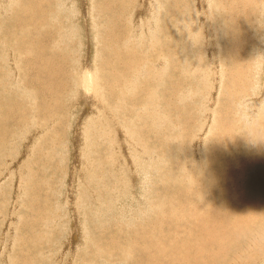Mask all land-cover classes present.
<instances>
[{
    "label": "rangeland",
    "instance_id": "374dc122",
    "mask_svg": "<svg viewBox=\"0 0 264 264\" xmlns=\"http://www.w3.org/2000/svg\"><path fill=\"white\" fill-rule=\"evenodd\" d=\"M1 1L3 3L4 2L7 3L6 2L7 0H5V1L0 0V15H1L0 16V24H2V26L0 25V34L3 33V35L2 34L0 35V59L5 57V59L8 58V61H9V63H7V64H6V61H4L5 65L2 64V70H9L11 65L14 64L13 67H16L19 70V73H21L20 75L22 77L25 76V79L22 80V83L26 87L31 89L32 84L31 85H29V84L31 83V79L33 78L32 79L33 81L40 79V80H42V82H45L44 84H45L46 91L53 90L56 87L57 83H52V84L48 83L47 78L49 77V74L51 71L50 69H52L54 71L53 62L55 60L56 54L51 53L49 55L47 52V47H46L45 43L49 44V42H50L49 38L46 41V37L48 34L45 33V35H46L45 41L43 42V44L40 48V51H42V53L38 54L39 56H35L34 54L33 55L27 54L28 57L26 55H22V53H24L27 49L31 48L32 38H33V36L36 35V33L33 31L34 29H31V27H32L31 24H29L30 26L26 25V22L31 23V21H32V19H29L30 16H28V15H30L29 14L30 12L24 14L23 17L18 15L17 19L21 18L23 20L20 19L19 21H16L17 19L16 18L14 19V17L17 15L15 12L22 5L20 0L19 1L18 0H9L7 3V8H5L4 10L1 9V7L3 6L1 4ZM71 1H73V2H71ZM77 1L78 0H67L66 2H68V4H66V3L63 4V7H65V11H64L63 15L67 16V18L69 17L68 24L70 25L69 27L71 29V30H69V32L71 31L70 32L71 34L77 33V34H75L76 37L74 36V39L72 38V44H73L72 48L74 50V53L81 46V44L79 46L77 45L78 41L82 40V38H80L81 32L78 31V30H80V28L77 27L78 25L80 26V23H77L78 25L76 24V26H75L76 22H74L77 19H78L77 22H79V15L78 16L76 15L74 17V14H75V12H77V14H79V12H78V10H79L82 13L81 16H84L83 15L84 9H78L77 8L78 10H76V7H77L76 2ZM186 1H188V2H186ZM215 1H219V0H215ZM229 1L230 0H225L227 8H229V10L232 12H237L234 9V8H237V6H235V4L233 3L232 5H234L235 7L234 6L232 7L231 4H229ZM236 1L237 0H235V3L237 5H239L240 2L242 3L245 0H241V1L238 0V2H236ZM259 1H262V0L252 1L253 2L252 7L255 8V6H256L255 9H257V8H259V9H258V11H256L257 13L255 12V14H256L255 17L251 16V18H254V19H252V21L251 20L248 21V27L250 25L252 27L250 26V28H248L246 36L240 35V36H237L236 38H234V40L236 42H239V43H237V45H239L241 42H243L246 38V42H245V46H244L245 57L242 56L243 57L242 59L245 61V64H246L245 68H244V69H246V70H244V71H246L245 72V78L246 79L240 78L243 75V73L242 74H240V73L234 74L237 77H239V79H240V84L237 85V83H238L237 82L234 85V86H236V89L237 90H248L249 94H246V95L251 96V97L243 100L241 102L242 105L240 103V107H241V109H243V117H242L241 112L237 109V107H235L231 111V113H232L231 116L235 113L236 114L233 115L234 117L232 116V118H231L230 114L228 113L229 109H231V107L228 106V107H230V108H228L227 106H225L226 95H224V94H226V89L228 88L226 85L231 86L235 81H237V80H234V78L236 76L232 75L233 76L232 80H234L232 83H230L232 81L231 77H230V79H227L228 81L227 80L225 81V77L222 76L223 73H219L220 68L218 67V73L219 74L216 73V75H215L216 77H214L215 79L212 80V78H211L212 82H210L211 80H208V81L205 80V82L206 81L207 82L205 84H203V87L200 90H197V88L195 86H190V84H187V82H184V84H183L184 86L181 85L182 90L179 92L180 95H182V93L183 94L190 93V92L192 93L193 97L187 96L188 94H186V96H184L183 100H182V101H185L186 99H189L188 102H190V103L188 104L189 106L187 105V107L190 108V110L189 111L185 110L184 109L185 104H181V103L180 104L177 103V104H175V106H170L169 110H170L171 114H169V117L166 119L167 121L164 124L163 120H160L158 122V116L157 115L154 116L152 114L153 110L158 112V110H157L158 106L155 107V106H153V104L156 101L161 103V101L164 100L165 95H167L169 93V91H165V84L160 85L159 86L160 88H158V90H157L158 99L154 100V98H152V96H151L150 88H148V86H146L148 79L153 77L155 74H156V76L158 74H161L162 77L160 80L165 82L166 84H168L169 79H174V80L178 79V76L176 74H173L174 69H175V70H177L178 74H180L182 76L189 77L192 82L196 83V82H200V81L203 82L204 81V79H203L204 76H202V75H204L206 72L205 66L207 65V60L209 62H211L210 60L212 57H210V54H208L207 48L203 45L200 47V43H198V40H197L199 38V34H197L198 30H199L198 25H199V23L203 24L202 20L205 24L209 25L211 23V21L215 18V14L217 12H219L218 11L219 10L218 5L215 2H213V0H211V1L210 0H183V2L181 0V3L185 6V9H187V7H186L187 4H188L187 6L192 9L190 13H192V11L194 10L193 12L196 13V15L198 16V21H199V22L197 21V23H195L196 24L195 26L191 27V22L194 20H191L190 18H186L187 21L189 20L188 21L189 23H188L187 27L183 26L184 28L182 30H184L185 32H183L184 35H183L182 39H181V37L178 38V34L181 32V29H177L176 25H175L174 31L172 29V31L166 32V33L164 31H162L163 33L160 31L155 33L158 29L154 28V25L151 24L149 21L151 17L152 18L154 17L153 16L154 14H152V12L155 13L154 6L151 5V4H153L152 0H139L138 3L136 2L134 5L132 3L131 7L128 9L131 16L130 15L128 16L127 10H125L126 11V19L122 20V23H123L122 28H124V29L119 31V32H121V33H119L120 34L119 39H118V37H114L115 43H117L119 45L121 44L119 47L122 50L121 54L123 53V55H121L122 56L121 58L122 59L124 58L122 60L124 62L122 64H118L119 66L117 65L118 68H116L117 69L116 72H118V73L122 72V71H124L125 73L127 72L126 69H122L121 66L123 64L125 65V63L127 61V60L125 61V59H128L131 57V55L128 54L129 52L132 53L131 51L134 50L136 58H137V56L142 55L141 57H138L137 59L145 58L146 57L145 54H147V55L149 54V52H148V51H150V50H148L149 45H147L148 39H149L148 41L151 43V45L155 44L156 49L159 48L157 46H160L162 44L161 38L166 39L168 37L170 39V41H176L177 39L188 40L189 46L187 45V41H183V42L185 45H187L189 47V50H187V52L183 55V52L187 47H182L181 46L182 41H181V44L178 45V47L180 46L181 57L179 56L180 58L177 61L178 62L177 64L180 67H177V68H173L171 62H168L167 64L163 62L162 63L163 66H162L159 64L160 62L155 61V60H148V59L143 60L144 63H142V65H140V67H139L140 61L138 60L136 70H134L132 68V70H133L132 73H126L124 75L123 74L121 75L122 78H126L127 76H130L129 78L131 79V82H133V80H134V79H132L133 77H137L136 80L138 81L137 82L138 86H136L135 88H132V90H131L130 86L131 87H133V86L130 85L129 86L130 89L128 88L129 91L127 92V95L124 93L119 94V97L116 100H118V102H120V104H119V106L116 104L117 106L115 107L116 108L115 110L118 111V112H116V111H112L110 109L106 111V109H105L106 102H108V103L114 102V95H112L111 93H109V94L106 93V90L109 89L108 83L110 84V82H108V81H111V78L109 79L107 73L105 72V70L103 69V67L99 61L101 58H103V61L105 60L106 53H105V50L104 49L101 50L100 46H99L100 42H98V36L97 35L100 33V31L98 30L95 32L94 25H96V23L94 21V18H92V15L94 13L92 11L93 0H85V19H86V17L89 19V21H87V19H86L85 25H88V27H89L88 29H90V32H91L90 38H92V40H94V42L92 41L91 45L94 49L92 48V51L91 52L89 51L91 45L86 42V38H85V44H83L84 46L82 45V47H80V49H81L80 50L81 51L80 57L81 56L82 57L79 58V56H77V55L74 56V57H76V61L73 64L74 65L77 64L76 67H79L80 72H79V76H78V83H75L73 78L70 77V75L68 73V81H67V85H66V89H65V97H64L65 98L64 99L65 105H62L65 108V112H66L65 115H63L64 122L60 123L59 121H56L54 124V127H52V128L50 127V129L49 128L45 129L46 127H44V126H42V128L41 127L35 128L36 125H32L33 130L34 129H37V130H35V132L33 131L34 133L33 132L29 133V135L26 136V140L23 141L24 143L19 142L18 140L16 141L15 139L17 137L23 135V133L25 134L26 132L23 130V133L21 131V133L3 135L4 131H10V129H11L6 117H8V119L10 118L9 121L11 122V118L14 116L12 118V122L10 123L11 126H12V123H14V122H15L14 123L15 125L19 124L20 118H19V114L17 111H20L21 108H23L24 106H26V109L27 108L33 109L32 104L27 99L23 100L24 96H26L25 95L27 92L26 90L25 91L23 90L22 95L19 92V94H20V96H19L20 105L19 104L16 105V104H14V102L12 103L13 100H11V97L13 96V94H11L9 96L7 89H6V94L8 95V99L3 100L2 98H0L3 100V103L5 102L4 103L5 105L10 103L9 105L12 107L14 105L18 106V107H16V109L14 107L13 108L11 107V109L4 110V114L6 113V117L4 116V114H2L3 110L0 111V114H1L0 119H1V117H3V119H5V122H7L3 125L0 123V127H1L0 133L2 135V136L0 135V141H2L4 143L7 142L8 147L10 148V151H8V153L5 152L3 154L6 157H0V159H1L0 165H2V167H3L1 169L2 174H0V191L7 189L5 192L0 193V201H1L0 202V211H1L0 212V264H2V263L3 264H15L17 262L20 264H66V263L67 264H69V263L70 264H90V263L91 264H127L126 262H134V261L138 262V261H136L135 258L126 256L123 253V251H128L129 254H133V252L130 251L131 250L130 247H128L129 243L126 240V239H128L127 235L129 236V242L131 243L130 237L133 236V233L129 234V232L133 231L135 229V226L136 227L140 226V224L136 225L137 224L136 220H137V222L140 221V218H137V217L139 214H141V212L139 213L138 210L144 209L145 211L144 210L143 211L145 213L146 208L148 210V206L151 207L154 204L153 202H151L152 198H150L151 197V195H150L151 187L153 190L156 188L158 189L160 187L161 190H154V192H156L157 194H160L162 189H164L163 187H166L167 185L170 186V184L173 185L175 183V180H179L177 172H178V167H180L181 161L182 162L186 161L187 164H191L194 161L193 166H192V170L197 168L198 166H196V165H198V160H199V158H201L202 153L204 155H206V153H208L210 151V150H208V149H210L209 148L210 142H207L210 140L209 137L214 135V133H217V131L223 132L224 130H226L225 129L226 126L228 127V125H232L233 123H239L240 124L241 123L240 120L241 121L244 120V122L245 121L247 122V123L245 122L246 124H244L242 122L244 125V128L248 127L247 129L245 128L246 130L244 129L245 135L250 134L251 131H249V130H253L255 132V130L259 129V126L257 128L256 124L259 121L260 116L264 112V100H263L264 99L263 98L264 97V95H263V93H264V78H263V76H264V58H263L264 57V43H263L264 42V36L260 37V36H262V34H264V23H263L264 22V10L261 11V8L259 6ZM48 2H50V1H48ZM211 2H212V4H211ZM215 4L217 6H215ZM48 5L51 6L52 2H50ZM56 5L57 4H54L55 7H56ZM72 5L74 7H72V11H71ZM95 5H96V3H95ZM34 6H36V5H33L32 7H34ZM214 6L216 8H214ZM55 7H54V9H55ZM123 7H127V6L123 5ZM152 7H153V9H152ZM157 7H160V6L156 5V10H157ZM56 9H57V7H56ZM148 9H149V11H148ZM196 9H198V10L200 9L201 11L197 13ZM152 10H154V11H152ZM237 10H238V8H237ZM166 11L167 10H165V12H163V14H165ZM150 12H151V15H150ZM181 12H182V10H180V12L177 13V16H179L181 14ZM184 12H186V11L184 10ZM13 13L15 14V16ZM234 15H235V13H234ZM24 16H26V17L24 18ZM205 17H206V19H204ZM26 18H28L29 20ZM49 18H52L51 14H49ZM147 18H149V19H147ZM256 18L258 20H260L261 22H257V20H256V22H254ZM259 18H261V19H259ZM262 19H263V21H262ZM14 20H15V22H14ZM146 20H147V22H146ZM22 22H24V23L20 25V23H22ZM73 22H74V24H73ZM97 22L101 23L100 19ZM132 22L133 23L135 22L134 25H132L133 24ZM173 22H174V19H173ZM253 22H254V24H253ZM145 23H147V24H145ZM148 23H150L152 25V27L155 29L154 32H152V30H154V29L151 26H149ZM255 23H256V26H255ZM12 24H14V25L17 24L16 27L19 29H16V31L13 32ZM136 24H138L137 28H138V33L140 34V36H138L137 35L138 33H136L137 32V28H135ZM259 24H261L260 28H259ZM262 24H263V26H262ZM146 25H148V26H146ZM4 26H6V27H4ZM22 26L25 28H23ZM28 27H30V28H28ZM194 27H195V29H194ZM199 27L204 28L201 25ZM246 27H247V25L245 26V29H246ZM141 28H142V30H141ZM143 28H144V30L148 29L149 31L146 30V32L147 31L148 32L144 33ZM3 29H5V30H3ZM29 29L32 32L30 33V36L28 38L29 40H28L26 38L25 34L29 35V33H28V32H30ZM188 29L194 30L193 31V33L195 32V34H193L194 36H192V34H190V32H189L190 30L188 31ZM205 29H206V27H205ZM205 29H204V31L206 32ZM9 30L11 33L9 32ZM256 30L259 32H257ZM6 31H8V32H6ZM21 31H22V33H20ZM23 31H24V34H23ZM261 31H262V33H261ZM85 32H86V30H85ZM208 32H209V34H208ZM213 32H214L213 30L207 31V35H208L207 36V43H208V38H210V34L211 33L213 34ZM141 33H144V34H141ZM16 34L17 35L19 34V35L17 36ZM150 34H153V35H150ZM189 34L191 36H189ZM131 35H132V37H131ZM134 35H136L137 37ZM149 35H150V37H149ZM3 36H4V38L5 37L6 38L5 39L2 38ZM233 36H234V33H232V34L228 33L227 38L226 37L224 38V39L228 40L226 42V44H229L230 49L235 46L234 44H232V41L234 42V40L232 38ZM235 36H236V34H235ZM139 37H141V38H139ZM188 37H190V38H188ZM192 37H196V39L192 38ZM132 38H133V40H132ZM134 38H136V39L138 38L137 41ZM22 39H23V42L21 41ZM242 39H243V41H242ZM253 39H254V41H253ZM6 40H9L10 42L6 41ZM76 40H77V42H76ZM189 40L191 41V43H189L190 42ZM15 41H16V43H15ZM128 41H129V43H127ZM3 42H5L4 44L9 43L8 44L9 46L8 47L5 46L3 44ZM24 42H25V46L22 45ZM152 42L153 43L155 42V43L153 44ZM259 42H260V44H259ZM74 43H76V44H74ZM94 43H95V45L96 44L97 45L95 46ZM87 44H88V46H87ZM133 45H134V47H133ZM213 45H215V42L213 44L211 41H209V43H208L209 49L212 50L213 52L215 51V53H216L217 52L216 51L217 46L215 47ZM86 46H87V49H86ZM163 46H164V44L162 45V47L159 48V49L163 48L160 51L162 54L171 52L172 56L178 55L175 46H170V48L172 50H169L167 47H165V49H164ZM256 46H257V48L254 49ZM9 47H10V49H6ZM124 47H125V49H124ZM128 47H131L130 51L127 49ZM190 47H192V48H190ZM198 47H200L201 49ZM204 47H205V50H204ZM252 47H253V49H252ZM199 49H200V51H199ZM197 50L199 52H197ZM259 50L261 51V57L258 55ZM15 51H17L16 53H18L19 55L16 54ZM61 51H62V49H61ZM201 51L203 52V54L200 53ZM1 52L4 55L1 54ZM8 52H9L8 56L10 55L11 57L5 56V54ZM11 52L13 54H11ZM66 52L70 57L73 55V52H71L70 50H67ZM213 52H211V56L216 55ZM59 53L60 52H58V54ZM132 54H134V53H132ZM229 54H230V52H229ZM17 55L20 56L21 58L18 57ZM197 55L198 56L200 55L199 57H201L200 62H202V65H200V67L198 66L199 65L198 64L199 57ZM203 55L205 58L202 57ZM253 55L260 62V66L254 67L251 63H248L246 61L249 59V57H252ZM126 56H128V57H126ZM196 56H197V58H196ZM216 56L215 57L218 59L219 55L217 54ZM33 57H34V59H33ZM59 57H60V55H58L57 59L60 60L61 57L60 58ZM194 57H195V59H194ZM247 57H248V59H247ZM35 58L38 60H36ZM208 58H210V59H208ZM216 58H215V60H216ZM31 59L33 60L32 62L30 61ZM43 59H45L47 62ZM48 60H50V61L48 62ZM27 61H30L31 63L27 62ZM203 61L205 63H203ZM42 62H43V66H42ZM148 62H150V64H148ZM154 63L159 68L156 67V65ZM98 64H100V66ZM193 64L194 65L198 64V65L193 66ZM34 65H35V67H34ZM151 65L153 68H154V66L156 67L157 72L155 74L147 73V72H152L153 68L151 67ZM40 66H41V68H40ZM141 66H142V68H141ZM219 66L221 67V63ZM37 67H38V69H37ZM163 67L165 68L164 69L165 72L164 71L162 72ZM68 68H67V70L69 71L70 69H68ZM192 68L193 69L198 68V70L196 69L197 70L196 71V70H193ZM200 68H201V71L199 70ZM249 69H251V70H249ZM166 70H168V71L166 72ZM159 71H161V72H159ZM202 71H205V72H202ZM38 73H40V74H38ZM140 73H141V75H140ZM162 73H164L165 79H164V76L162 75ZM148 74H149V76H148ZM152 74H153V76H152ZM39 75H41V76H39ZM55 75H57V74L54 71V76ZM199 75H201L202 77L199 78ZM45 76H47V77H45ZM220 76H222V81H219ZM100 78H101V80H100ZM245 81H248V82H245ZM36 83L39 85L40 82L37 81ZM217 83H219L220 85ZM121 86L122 85L115 87L116 92L120 91L121 89L123 90V86L122 87ZM181 86H180V88H181ZM9 87H10V85H9ZM119 88H120V90H119ZM188 89H190V90H188ZM60 90H61V88L59 87V91ZM228 90H229V88H228ZM2 92L3 91L0 90V97H1V94H3ZM11 92L14 93V91H11ZM16 93H14V94H16ZM203 93L205 94V96ZM19 94H17V95H19ZM47 94H49V92H47ZM86 94H88V95H86ZM195 95H196V97H195ZM261 97H262V99H261ZM232 98L236 99V97H232ZM250 98H251V100H250ZM21 100H23V102ZM254 100L255 101L258 100V101L255 102ZM81 101L83 103H81ZM89 101H90V103H89ZM78 102H79V104H78ZM33 103H36L35 104L36 106H34V107L38 108V104H40V103L36 102V101H34ZM62 103H63V101H62ZM147 103H149V104H147ZM235 103L239 104V102H235ZM86 104H88V105H86ZM127 104H129V105H127ZM132 104H134L133 107H132ZM86 106H90V107L87 108ZM38 109H40V110L44 109L43 111L45 112L47 107L44 105H40ZM180 109H182V111ZM258 109H259V111H258ZM8 111H10V113H8ZM11 111L14 114L11 113ZM36 111H37V114L42 113V111H41V113H39L40 112L39 110H36ZM79 111L82 113H80ZM108 111H110V113ZM138 111H139V113H138ZM183 111H185V112H183ZM221 111L222 112L224 111L223 115H222L223 120L220 119V116H217V114H219V112H221ZM114 112H116L115 115H114ZM28 113H30V112H28ZM106 113L110 117H108L106 115ZM224 113H226L227 115ZM239 113L241 116L239 115ZM112 114H113V116H112ZM32 115H34V114L32 113ZM32 115L29 117L30 121L33 119ZM150 115L152 117H150ZM114 116L117 117L119 120L117 118H115V119H117V120H115ZM236 116H240L241 118L238 119V117H236ZM256 116H257V119L255 118ZM33 117H36V116H33ZM102 117H104L107 120L104 126H103L104 121H102V119H103ZM148 117L150 118V120ZM183 117H185V118H183ZM100 118H101V120H100ZM111 118H113L114 120H112ZM229 118H230V122H229L230 124L227 122V121H229L228 120ZM232 119H235V120L237 119V120L233 121ZM101 121H102V124H101ZM231 121H232V124H231ZM46 122H49V120H47ZM90 122H92V123H90ZM112 122H113V124H111ZM221 122H223V123H221ZM242 123L240 124L241 126H242ZM96 124H98V125H96ZM106 124H109V125L107 126ZM116 124H118V125H116ZM153 124H156L157 127L159 128V129L157 128L158 130H160V131H158L159 133L157 131L151 133L150 129L153 128L152 127ZM113 125H115V127ZM68 126H69V129L71 131H69ZM98 126H100L102 128L99 127V130L98 129L96 130L95 128H98ZM109 126L110 127L113 126V127L110 128ZM163 126H167L168 130L165 131L164 129H162L161 127H163ZM55 127H56V141H54L52 143V141L50 139V143H49V141L47 143V146L49 148H46V146L42 145L40 142L46 143L47 142L46 140L48 139L47 137H53L55 135V133H54ZM218 127H219V129H217ZM65 128H66V130H64ZM73 128H75V129H73ZM83 128H85L84 129L85 131L83 130ZM137 128H138V130H137ZM148 128H150V129H148ZM39 129H43L42 131L44 133ZM107 129L108 130L111 129V130L108 132ZM169 129H171V130H169ZM67 130H68V132H67ZM72 130H73V132H72ZM241 130H242V128H241ZM96 131H97V135H96ZM133 131L137 132L140 135L142 134L143 135L142 138L137 137V135ZM148 131H149V133H148ZM246 131H248V133ZM36 132H37V134H36ZM113 132L116 133L115 136H113L115 134V133L113 134ZM127 132L131 133L134 141L132 140L131 136L130 137L128 136L130 134H127ZM132 132H133V134H132ZM144 133H145V135H144ZM110 134H112V139L114 140V142H115V140L118 139V141L115 142L117 145L115 148L110 147L111 146L110 144L113 143L112 139H111V143H110L109 142L110 138L107 137ZM117 134H118V136H117ZM158 134H162L163 137L166 138L165 145H170L169 151L166 152V154L163 157L159 154V152H157V151H159V149L153 147V144H148L147 148L143 147V145L145 143L144 140L149 135H153L152 138L157 140L156 137L158 136ZM146 135H148V136H146ZM133 136L134 137L136 136L135 137L136 139ZM154 136H156V137H154ZM1 137L3 139H1ZM37 137H38V139H37ZM24 138H25V136H24ZM71 138L73 140H70ZM118 142H119V144H117ZM141 142H143V143L141 144ZM98 143H99V146H98ZM38 144H41V145H38ZM140 146H142V147H140ZM117 147H119V151H117L118 150ZM136 147L140 148L139 149L140 151ZM193 147H194V149H193ZM112 149H114L113 150L114 152L112 151ZM145 150L147 152H145ZM40 151H42V152H40ZM102 151H104V152H102ZM109 151L111 154L109 153ZM144 153H146V154H144ZM22 154H24V156ZM99 155H101V156H99ZM112 155H114V156H112ZM103 156H104V158H103ZM110 156H112V157H110ZM118 156H121V158ZM147 156H148V158H147ZM24 157H25V159H24ZM98 157H99V159H98ZM109 157L111 159L112 158L115 159V160L112 159V163L117 162V165L119 164L120 167H118L116 165L117 167L114 166V168H113L112 167L113 164L111 163ZM149 157L151 159H149ZM5 158H6V160H8V162H5ZM106 158L108 159V161ZM118 158H120L119 160H122L123 162L122 161L119 162V160H116ZM95 159H96V161H95ZM27 160H29V161H27ZM39 160H43L44 162L40 163ZM30 161L31 162L38 161V162H36V163L33 162L34 163L33 164ZM176 161H177V163H176ZM196 161H197V163L195 164ZM155 163L159 164V167L163 171L162 173L157 172L158 166H157V164L155 165ZM172 163L175 164L176 166L172 165ZM29 164H31L33 166H31ZM101 164H103V165H101ZM40 165H42V166H40ZM52 165H54V166H52ZM103 166H106V169ZM43 167L47 168L44 171V172H46V174L42 170ZM188 167L190 168V165H188ZM31 168H32V171L34 169H41L42 171L36 170L35 174L37 175V173L41 172V177H44L46 179L45 181H47L48 178L52 179V184H51L50 188L48 189V195H47L46 199L44 197V200H43V198H41V200L43 201V205H44L43 207H45V208L47 206L46 204H48V202H49L50 205H48V206L51 207V209H53V216H54V218L50 220L51 225H49V227H47V229L45 230L46 233L45 232L43 233L44 237L42 239H45V241L42 242V239H41L40 241L35 242V243L31 242L30 238H31V236L42 234L41 231L38 232L37 230H34L31 232L28 229L27 221L30 220L29 216H28L27 221H25L24 219H21L22 218L21 212H22L23 208L25 207V205L28 204L30 184L33 180L30 178V176L33 175ZM115 168H118V169H115ZM98 169H100L101 171ZM103 169H105V171ZM175 171L177 174L175 173ZM102 172L104 175L102 174ZM108 172L111 173L112 175L109 174ZM12 175H14V176H12ZM116 175L118 176L117 178L119 179L118 182L115 181ZM22 176H24L26 178V182H27L25 185V188H24L25 190L23 191L26 193V195L24 196V193L21 192L20 194L22 195V197H21V199H19V197H17L18 196L17 194H19L20 189L22 188V184H21V180H20V178ZM114 176H115V179H114ZM158 176H160V177H158ZM107 179H108L109 183H107L108 182ZM166 180L167 181L174 180V181L168 182V184H167ZM101 181L103 183H101ZM163 182H165V183L163 184ZM100 183H101V185H100ZM110 183H113V184L117 183V184L116 185L111 184L113 186V188H112ZM64 184H65V186H64ZM106 184L107 185L109 184L108 186L110 187V189ZM162 184H163V187H162ZM165 184H167V185H165ZM144 186L146 189L144 188L143 189L144 192H143L141 188H143ZM88 187H89V189H88ZM103 188L106 190H104ZM9 189L12 190L13 192L12 191L10 192ZM99 189H102V190H99ZM21 191H22V189H21ZM100 191H101V193H100ZM107 191H110V192H107ZM149 195H150V197H149ZM70 196H72V197H70ZM64 197H65V200L63 199ZM15 198L17 199V201ZM136 198H138L139 201ZM143 198L145 199L146 202L144 201V203L142 205V202L144 200ZM149 198H150V201H149ZM47 199L50 201H47ZM20 200H21V202H20ZM33 200H35V197H33ZM135 200H136V202H134ZM19 202L22 204H20ZM25 202H27V203H25ZM148 204H150V205H148ZM18 205H21V206L18 207ZM41 205H42V203H41ZM154 205H158V204H154ZM16 207H17V209H16ZM125 207H126V209H125ZM134 208H135V210H134ZM145 214H144V216L142 215L143 217H145L142 219L148 218V214H149L148 211ZM128 216L130 217V219H128L129 218ZM17 217H19V218L17 219ZM124 217H126V218H124ZM159 217H163V216L161 215ZM154 219L156 220V217H154ZM154 219H153L152 223L155 222ZM117 220L119 221V223ZM20 222L21 223L23 222V224H25V225L19 224ZM120 224L123 227H121ZM78 225H79V227H78ZM53 229H55V230H53ZM118 229H121L120 231H118L119 233L116 232V230H118ZM260 230L264 231V221H262L260 224ZM33 232H34V234H32ZM110 232H113V233L116 232V235H120V237L116 236V235H111ZM47 233H48V237L46 236ZM152 233H155V230H153ZM152 233H151V231H148L147 235H149V237H150ZM24 235H26V236H24ZM147 235L146 236L140 235L141 237H139V239L137 240L138 242L136 241L134 243L133 247L137 250L143 249L142 247L138 248V246H142V243L144 244L145 240L147 239ZM142 236L144 238H142ZM52 237L58 238V241H55V240L47 241V240H50ZM26 238H27V240H26ZM78 238L81 240H79ZM99 239H101V241ZM105 239H106L107 243H105L106 242ZM110 240H112V241H110ZM139 240H141L142 242ZM74 242H76V243H74ZM115 242H116V245L114 244ZM118 242H119V244H118ZM32 243L34 246L32 245ZM121 243H122V246H121ZM246 243H247V241H246ZM29 244H31V245H29ZM36 244H38V245H36ZM49 244H51V247H49L50 250H47V253H46L47 255H46L45 249H47ZM106 244H111V245L114 244L113 246H118L119 249L118 248L115 249L111 245H106ZM243 244H244V242H243ZM247 244H245V245L247 246ZM43 245H44V247H43ZM52 245L57 246V248L52 250ZM28 246L30 249L28 248ZM237 246L243 247L240 244H237ZM262 247L264 249V245ZM237 249H238V247L236 248L235 252L237 254L241 255V251L239 252ZM82 250H83V252H81ZM227 251H228V248H227ZM227 251H226V254L228 255L227 258H229L232 261H235L234 259L236 257H233L232 253H234V256L236 255V253L233 251H229V253L231 252L229 254V253H227ZM260 251H258V253L255 256H254V254L251 253L250 256L252 257V260L249 261L250 263L247 262V264H254L255 261H256L255 263L258 262L259 264H261V263L264 264V250L259 255ZM112 252L114 253V255ZM34 253H36L35 256H34ZM49 253H50V256H48ZM80 253H82V254H80ZM96 253H98V255H96ZM115 253H116V255H115ZM40 254L43 255V257ZM85 254H87V259H86ZM46 256L48 258H46ZM134 257H135V255H134ZM5 258H7V260H5ZM11 260L12 261L14 260L13 261L14 263ZM84 261H85V263H84ZM215 264H217V262Z\"/></svg>",
    "mask_w": 264,
    "mask_h": 264
},
{
    "label": "bare ground",
    "instance_id": "6f19581e",
    "mask_svg": "<svg viewBox=\"0 0 264 264\" xmlns=\"http://www.w3.org/2000/svg\"><path fill=\"white\" fill-rule=\"evenodd\" d=\"M8 1L9 0H7L6 2L8 3ZM31 1L32 0H30V1L29 0H20V2L22 3V5L20 7L21 9L18 8L16 10V12L14 11L17 14L16 16L13 13L14 16H15L14 19L15 18L17 19L18 18V15H20L21 17H23L24 14L30 12L29 13L30 15H28V14L27 15L30 16V18L29 17L28 18L29 19H32V21H31V23L26 22V25L27 26H30L29 24H31V26H32L31 29H34L33 31L36 33V35L34 34L35 36H33V38H32L31 48L27 49L24 53H22V55H26L27 56V54H32V55L34 54L35 56H39L38 54H41L42 53V51H40V48H41L43 42L45 41V37H46L45 33L48 34L47 37H46V41L49 38L50 42H49V44L48 43L47 44L45 43V45L47 47V52H48L49 55L51 53L52 54H56L55 60L53 62V68H54V71L56 72L57 75L54 76V71L52 69H50L51 71H50L49 77L47 78V82L48 83H51V84L52 83H57V85H56V87L53 90L46 91L45 84H44L45 82H42V80H40V79H38L36 81H33L32 80L33 78H32L31 79V83L29 84V85L32 84L31 85L32 87H31V89H29L28 87H26L22 83V80L25 79V76L22 77L20 75L21 73H19V70L16 67H13L14 64L11 65V67H10L9 70H2V64L5 65L4 61H6V64L9 63V61H8V58L5 59V57H3L2 59H0V90L3 91L2 92L3 94H1V97L0 98H2L3 100L4 99H6V100L8 99V95L6 94V89H7V92L9 93V96L11 94H13V96L11 97V100H13L12 103L14 102V104H16V105L19 104L20 105V101H19L20 94H19V92L22 95L23 90L24 91L26 90L27 91L26 94H25L26 96L23 95L24 96L23 100H26L27 99L32 104V108H33V109H29V108L26 109V106H24L23 108H21L20 111H17L18 114H19L20 123L15 125L14 124L15 122H14V123H12V126H11L10 123L12 122V118L14 116L11 118V122H10L9 121L10 118L8 119V117H6V113L4 114V110L11 109L12 106L9 105L10 103L7 104V105H5L4 104L5 102L3 103V100L0 99V111L3 110L2 111V114H4V116L6 117L8 123H9V126L11 128L10 131H4V134L3 135L14 134V133H21V131L23 133V130H24L26 133L25 134L23 133V135H21V136H19V137H17L15 139L16 141L18 140L19 142H23L24 140H26V136L29 135V133H31L33 131L35 132V130H37V129H34L33 130L32 125H36L35 128H40V127L42 128V126H44V127H46L45 129H47V128L50 129V127L51 128L54 127V124H55L56 121H59L60 123H63L64 122L63 115H65L66 112H65V108L62 105H65L64 104V99H65L64 97H65V89H66V85H67V81H68V73H69L70 77L73 78L74 82L75 83H78V76H79V72H80L79 67H76L77 64L76 65L73 64L76 61V57H74V56L77 55V56H79V58L82 57V56L80 57V55H81L80 54V52H81L80 51L81 50L80 47H82V45L85 44V38H86V42L88 44H90V45H91L92 41L94 42V40H92V38H90L91 37V32H90V29H88L89 28L88 25H85L86 19H87V21H89V19L87 17L85 19V0H78L76 2V4H77L76 10H78V9H84V14H83L84 16H81L82 13L79 10H78L79 14H77V12H75V14H74V17L76 15L77 16L79 15V22H77L78 19L75 20L74 22H76L75 23V26H76L77 23H80V26L77 24L78 25L77 27L80 28V30H78V31L81 32L80 38H82V40H81L82 42L81 41H78V43H77L78 46L80 44H81V46L75 51V53H74V50L72 48L73 47L72 38L74 39V36L76 37L75 34H77V33L71 34L70 33L71 31L69 32V30H71L70 27H69L70 25L68 24L69 17L67 18V16H64L63 15V13L65 11V7H63V4L64 3L68 4V2H66L67 0H33L32 2ZM48 1L52 2V5L51 6L48 5L50 3ZM138 1L139 0H93V5H92L93 6V9H92V11L94 13L92 15V18H94V21L96 23V25H94L95 32L98 31V30L100 31V33L97 35L98 36V42H100V45L99 44L98 45L100 46V49L101 50L104 49L105 50V53H106L105 60L103 61V58H101L99 61H100V64L102 65L103 69L107 73L109 79L111 78V81H108V82H110V84L107 82L109 89L106 90V93H108V94L111 93L112 95H114V102L113 103L106 102V106H105L106 111L110 109L112 111L118 112L117 110H115L116 109L115 107L117 105L119 106V104H120V102H118V100H116L119 97V94L120 93H124V94L127 95V92L129 91L130 88L132 90V88H135L136 86H138V84H137L138 81L136 80L137 77H133L132 78V79H134L133 82H131V79L129 78L130 76H127L126 78H122L121 77L122 74L124 75L126 73H132L133 72L132 68L134 70H136L137 69L138 60L140 61L139 67H140V65H142V63H144L143 60H145V59L158 61V62H160L159 64L162 65V66H163V64H162L163 62L166 63V64L168 62H171L173 68L180 67L177 64L178 63L177 62L178 59L181 57V55H180V46L178 47V45L181 44V41H182V45L181 46L182 47H187L184 50L183 55L187 52V50H189L188 40H181L183 38V35H184L183 32H185L184 30H182L184 28L183 26H186L187 27L188 26V23H189L188 22L189 20L187 21L186 18H190L191 20H194L195 21V22L192 21L194 24L191 22V27L192 26H195L196 25L195 23H197V21H198V16L196 15L195 12H193L194 10L192 11L193 14L190 13L192 9L187 6L188 4L187 5L185 4L186 7H187V9H185V6L181 3V0H152V3L153 4H151V5L154 6L155 13L152 12L154 10L151 11L152 14H154L153 15L154 17L153 18L152 17L151 18L149 17L150 18L149 21H150L151 24L154 25V28H157L158 29V30L156 29L157 31L155 33L159 32V31L160 32L164 31L166 33V32L172 31V29L174 31L175 25H176L177 29H181V32L178 34V38L181 37V39H177L176 41H170V39L168 37L166 39H162L161 38L162 44L161 45L159 44L160 46H157V47L160 48L164 44V46H163L164 49H165V47H167L169 50H172L170 48V46H175L178 55L177 56H172L171 52H169V51H168L169 53L162 54L160 51L163 48H161V49L157 48L156 49L155 44H154L155 42L154 43L152 42L154 45H151V43L148 41L149 40L148 39L147 40V45H149L148 46V50H150V51H148L149 54L148 55L145 54L146 55V57L144 56L145 58L137 59L138 57H141L142 55L141 56L139 55L136 58V55H135V51L134 50L131 51L134 54H132V53L129 52L128 54H130L131 57L128 58V59H125V61L127 60L126 63H125V65L123 64L121 66L122 69H126L127 72L125 73L124 71L121 70L122 72H119L118 73V72H116V70H117L116 68H118L117 65L118 64H122L124 62V61H122L124 58L123 59L121 58L122 57L121 55H123V53L121 54V51L122 50L119 48L121 44L119 45V44L115 43L114 37H118V39H119V36H120L119 33H121L119 31L122 30V29H124V28H122V26H123L122 20L123 19H126V11L125 10H127V13H128V16H129L130 15V12H129L128 9L131 7L132 3L134 5L136 2L138 3ZM252 1H254V0H245L244 2H242V3L240 2L239 5H237L235 3V0L234 1L233 0H230L229 1V4H231V6L233 7L234 5H232V4L234 3L235 6H237V8H238V10H237V8H234L237 12H232V11L229 10V8H227L225 0H219V1L213 0V2H215L218 5V9H219L218 11L219 12H217L215 14V18L211 21V23L209 25L208 24H205L203 22V20H202V23L203 24L199 23V25H198V29L199 30H198V33H197V34H199V38L197 39L198 40V43H200V47L202 45L205 46L207 48L208 54H210V57H212L211 60H210L211 62H209L207 60V65L205 66L206 72L205 71H202V72H205V74L202 75V76H204L203 77V79H204L203 82L204 83L202 81L196 82V83L195 82H192L189 77L182 76V75L178 74L177 73V70L174 69V73L173 74H176L178 76V79L177 80L176 79L175 80L174 79H169L168 84H166L165 82H163V81L160 80L161 77H162L161 74H158L157 76L155 74L157 72L156 71V67H158V66L154 63L156 65V67L154 66V68H153L152 65H151V67L153 68L152 69V72H147V73H153L155 75L153 76V74H152L153 77H151V78L148 77L149 79H148V82H147L146 86H148V88H150L152 98H154V100L155 99H158V97H157V90H158V88H160L159 86L162 85V84H165V91H169V93L167 95H165L164 100H162L161 103H159L158 101H156L153 104V106H155V107L158 106V109L156 108L158 110V112H156L155 110H153V113H152L154 116L155 115L158 116V122L160 120H163L164 121V124H165L166 121H167L166 119L169 117V114H171V112L169 110L170 109L169 107L170 106H175V104H177V103H179V104L180 103L181 104H185V106L183 105L184 106V109L187 110V111L190 110V108L187 107V105L190 103V102H188L189 99H186L185 101H182V100H183V97L186 96V94H188L187 96H192V93L191 92L190 93H186V94H183L182 93V95L179 94V92L182 90V86L181 85H183L184 82H187V84H190V86H195L197 88V90H200V89H202L203 84H205L208 80H211V78H212V80L215 79L214 77H216L215 76L216 73L217 74L223 73L222 76L225 77V81L227 79H230V77H231V80H232V78H233L232 75H234L235 73H240V74L243 73V75L240 78L241 79H244L245 78V72L246 71H244V70H246V69H244V68H245V65L246 64H245V61L242 59L243 58L242 56L245 57V49H244V46H245L246 38H245L244 41L242 39L243 42H241L239 45H237V43H239V42H236L234 40V38H236L237 36H240V35L246 36L247 30L251 26L250 25L248 27V21H250V20L252 21V19H254V18H251V16L255 17V15H256L255 12L258 11V9H259V8L255 9L256 6H255V8L252 7V3H253ZM71 2H73V1H71ZM182 2H183V0H182ZM186 2H188V1H186ZM236 2H238V0ZM7 3H5V2L3 3L1 1V4L3 5L1 7L2 10H4L5 8H7ZM95 3H96V5H95ZM54 4H57L56 5L57 9L54 6ZM211 4H212V2H211ZM216 4H215V6H217ZM33 5H36V6L32 7ZM123 5H126L127 7H123ZM156 5H159L160 6V7H157V10H156ZM215 6H214V8H216ZM259 6L261 8V11H263L264 10V0L259 1ZM54 7H55V9H54ZM72 7H74V6L73 5L71 6V11H72ZM152 9H153V7H152ZM165 10H167V11H166L165 14H163V12H165ZM180 10H182V12H181V14L179 16H177V13H179ZM184 10L186 12H184ZM196 10H197V13L201 11L200 9L199 10L196 9ZM148 11H149V9H148ZM151 12H150V15H151ZM234 13H235V15H234ZM49 14L52 15V18H49ZM25 17L26 16H24V18ZM28 18H26V19H28ZM149 18H147V19H149ZM20 19L21 18L17 19L16 21H19ZM99 19H100V22L101 23H98L97 22ZM173 19H174V22H173ZM204 19H206V17ZM259 19H261V18H259ZM21 20H23V19H21ZM256 20H257V22H261L257 18L255 19L254 22H256ZM262 21H263V19H262ZM14 22H15V20H14ZM74 22H73V24H74ZM146 22H147V20H146ZM254 22H253V24H254ZM23 23L24 22L20 23V25L23 24ZM134 23L132 25H134ZM150 23H148V25L152 27V25ZM145 24H147V23H145ZM0 25L2 26V24H0ZM137 25L138 24H136V27L135 26L134 27L137 28ZM148 25H146V26H148ZM200 25L203 26L204 28L199 27ZM246 25H247V27L245 29V26ZM260 25L261 24H259V28H260ZM16 26H17V24L16 25L12 24L13 32H15L16 29H19ZM255 26H256V23H255ZM262 26H263V24H262ZM4 27H6V26H4ZM205 27H206V29H205ZM23 28H25V27H23ZM28 28H30V27H28ZM194 29H195V27H194ZM204 29L206 30V32L204 31ZM3 30H5V29H3ZM85 30H86V32H85ZM141 30H142V28H141ZM146 30H148V29H146ZM146 30H144V28H143V32L144 33L146 32ZM189 30L190 29H188V31ZM208 30H211V31L213 30L215 32V33L213 32V34L212 33L210 34V38H208V43H209V41H211L213 44L215 42V45H213V46H215V47L217 46V50H216L217 52L216 53H215V51L213 52L212 50L209 49V46H208V43H207V36H208L207 35V31ZM154 31H155V29L152 30V32H154ZM193 31H194L193 29H191L189 31L190 34H192V36H194L193 34H195V32L193 33ZM6 32H8V31H6ZM9 32H10V30H9ZM31 32L32 31L30 30V32H28L29 35L25 34L27 39L29 38ZM257 32H259V31H257ZM20 33H22V31ZM136 33H138V28H137V32ZM144 33H141V34H144ZM228 33H231V34L234 33V36L232 37L233 40H234V42L232 41V44H234L236 47L233 45L234 47H232L231 49H230L229 44H226V42L228 40L227 39H224L225 37L227 38ZM261 33H262V31H261ZM1 34L3 35V33H1ZM23 34H24V31H23ZM190 34H189V36H191ZM208 34H209V32H208ZM235 34H236V36H235ZM137 35L140 36L139 33ZM150 35H153V34H150ZM150 35H149V37H150ZM134 36H136V35H134ZM263 36H264V34H262V36H260V37H263ZM131 37H132V35H131ZM196 37H192V38H195L196 39ZM2 38H4V36ZM139 38H141V37H139ZM188 38H190V37H188ZM134 39H136V38H134ZM137 39H136V41H137ZM132 40H133V38H132ZM6 41H9V40H6ZM21 41L23 42V39ZM183 41H187V45L188 46L185 45ZM253 41H254V39H253ZM76 42H77V40H76ZM4 43L5 42H3V44ZM15 43H16V41H15ZM127 43H129V41ZM189 43H191V41ZM8 44L9 43H6L4 45L8 47L9 46ZM74 44H76V43H74ZM88 44H87V46H88ZM259 44H260V42H259ZM22 45L25 46V42ZM94 45H95V43H94ZM87 46H86V49H87ZM133 47H134V45H133ZM200 47H198V48H200ZM205 47H204V50H205ZM92 48L93 47L91 45L90 46V50H89L90 52L92 51ZM190 48H192V47H190ZM256 48H257V46L254 49H256ZM6 49H10V47L9 48H6ZM61 49H62V51H61ZM124 49H125V47H124ZM127 49L130 51L131 50V47H128ZM200 49H199V51H200ZM252 49H253V47H252ZM67 50H70L71 52H73V55L71 57L67 54V52H66ZM199 51L197 50V52H199ZM12 52H11V54H13ZM16 52L17 51H15V53ZM58 52H60V53L58 54ZM211 52L215 53L216 55L218 54L219 55L218 59L216 58L217 57L216 55H215L216 57L213 56V55L211 56ZM229 52H230V54H229ZM200 53L203 54L202 51ZM1 54H3V53L1 52ZM8 54H9V52L6 53L5 56H8ZM16 54H18V53H16ZM58 55H60V57H61V58L59 57L60 60L57 59L58 58ZM258 55L261 57V51L260 50L258 51ZM197 56H196V58H197ZM18 57H20V56H18ZM34 57H33V59H34ZM126 57H128V56H126ZM202 57H204V55ZM214 57L216 58V60H215ZM200 58L201 57H199V60H198V64L199 65L198 64H196V65L193 64V66H197L198 65L200 67V65H202V62H200ZM194 59H195V57H194ZM208 59H210V58H208ZM247 59H248V57H247ZM36 60H38V59H36ZM43 60H45V59H43ZM30 61L32 62L33 60L31 59ZM30 61H27V62H30ZM49 61L50 60H48V62ZM246 61L248 63H251L254 67L255 66H260V62L254 57V55L252 57H249V59L246 60ZM203 63H205V62L203 61ZM220 63H221V67L219 66ZM100 64H98V65L100 66ZM148 64H150V62H148ZM42 66H43V62H42ZM34 67H35V65H34ZM164 67L162 69V72L166 68V67L165 68ZM218 67L220 68V72L219 73H218ZM40 68H41V66H40ZM67 68L70 69V70L68 71ZM141 68H142V66H141ZM201 68L199 69L200 71H201ZM37 69H38V67H37ZM196 69L198 70V68H196ZM196 69H193V70H196ZM249 70H251V69H249ZM167 71L168 70H166V72ZM159 72H161V71H159ZM38 74H40V73H38ZM140 75H141V73H140ZM162 75L164 76V73H162ZM39 76H41V75H39ZM148 76H149V74H148ZM202 76L199 75V78H201ZM222 76H220V78H219L220 80L219 81H222ZM234 76H236V75H234ZM45 77H47V76H45ZM263 78H264V76H263ZM164 79H165V76H164ZM100 80H101V78H100ZM205 80H207V81L205 82ZM212 80L210 82H212ZM234 80H237V81H235L231 86L226 85L229 88V90L226 87L227 88L226 89V94H224V95H226V98H225V106H227V107L230 106L231 107V109H229V112H228L230 114V116L232 114L231 111L233 110V108L237 107V109L241 112L242 117H243V109H241L240 103L243 100H245V99H247V98H249L251 96L246 95V94H249L248 90H237L236 89V86H234L235 83H237V82H238L237 85L240 84L239 77L236 76L234 78ZM234 80H232L230 83H232ZM37 81L40 82L39 85L36 83ZM245 82H248V81H245ZM217 84H219V83H217ZM9 85H10V87H9ZM120 85L123 86V90L122 89L120 90V88H119L120 91L116 92L115 87L120 86ZM130 85H132L133 87H131ZM129 86H130V88H129ZM180 86H181V88H180ZM59 87L61 88L60 91H59ZM190 89H188V90H190ZM11 91H14V93H16V92L17 93L14 94ZM47 92H49V94H47ZM17 94H19V95H17ZM86 95H88V94H86ZM263 95H264V93H263ZM204 96H205V94H204ZM195 97H196V95H195ZM232 97H236V99H233ZM261 99H262V97H261ZM23 100H21V101L23 102ZM61 100L63 101V103H62ZM250 100H251V98H250ZM34 101L40 103V104H38V108H39L40 105L46 106L47 107L46 111L45 112L43 111L45 108L40 110V109L34 107V106H36L35 105L36 103H33ZM257 101H255V102H257ZM235 102H239V104L238 103H235ZM81 103H83V102L81 101ZM89 103H90V101H89ZM78 104H79V102H78ZM147 104H149V103H147ZM86 105H88V104H86ZM127 105H129V104H127ZM241 105H242V103H241ZM133 106H134V104H132V107ZM13 107L16 109V107H18V106H15L14 105ZM86 107L89 108L90 106H86ZM230 107H228V108H230ZM36 110H39L40 111L39 113H41V111H42V113L41 114H37V111ZM180 110L182 111V109H180ZM258 111H259V109H258ZM28 112H30V113H28ZM108 112L110 113V111H108ZM116 112H114V115L116 114ZM183 112H185V111H183ZM223 112L221 111V112H219V114H217V116H220V119L221 120H223V116H222L223 115ZM8 113H10V111H8ZM11 113H13V112L11 111ZM32 113L34 115H32ZM80 113H82V112H80ZM138 113H139V111H138ZM224 114H226V113H224ZM235 114H233V115H235ZM31 115H32V118L33 119L30 121L29 120V117ZM106 115H107V113H106ZM239 115H240V113H239ZM0 116H1V114H0ZM33 116H36V117H33ZM112 116H113V114H112ZM232 116H231V118H232ZM240 116H236V117H238V119H239V118H241ZM108 117H110V116H108ZM150 117H152V116L150 115ZM102 118H103L102 121H104V123H103V126H104L107 120L104 117H102ZM115 118H117V117L114 116V119ZM183 118H185V117H183ZM255 118L257 119V116ZM111 119L114 120L113 118H111ZM117 119H115V120H117ZM47 120H49V122H46ZM100 120H101V118H100ZM149 120H150V118H149ZM228 120L229 121H227V122L229 123L230 122V118ZM232 120L233 121H236L237 119L236 120L235 119H232ZM102 121H101V124H102ZM223 122H221V123H223ZM240 122L241 123L243 122L244 124L247 123L246 121H245L246 122L245 123L244 120H242V121L240 120ZM0 123L3 125L5 123H7V122H5V119H3V117H1ZM90 123H92V122H90ZM243 123H242V126H241L239 123H233L232 124V121H231V124L232 125H228V127L226 126L225 127L226 130H224L223 132H219V131L216 130L217 133H214V135H212L211 137H209L210 140L207 141V142H210V145H209V148L210 149H208L210 151L208 153H206V155H204L202 153L201 158H199V160L197 159L198 160V165H196V166H198V167L195 168L194 170H192V166H193V162L194 161L191 164H187L186 161L185 162H182L181 161L180 167H178V172H177L178 174L175 171V173L178 175V179L179 180H175V183L173 185L170 184V186H168L167 184H168V182H171V181H174V180H170V181H167L166 180V183H167V184H165V185H167L166 187H163V184L165 183V182H163L162 187L164 189H162V191H161L160 194H157L156 192H154V190H161L160 187H159L160 189L159 188L157 189L154 186L156 188L154 190L151 187V193H150L151 197H150V195H149V197L152 198V201L151 202H153L154 204H158V205H154L153 204L151 207L148 206L151 203L147 205L148 206V210L146 208V212L148 211V213H149L147 219H142V218H145V217H143L144 214L146 213V212L144 213L145 210L144 209H143L144 211L141 210V209H140L141 211L138 210L139 213L141 212V214H139V213H138L139 215L137 214L138 215L137 218H140V221L137 222V220H136V223H137L136 225L140 224V226H138V227L135 226V229L133 231L129 232V234L133 233V236L130 237L131 243L129 242V236L128 235H127V238L128 239H126L127 242L129 243V246L128 247H130V249H131L130 251H132L133 254H129L128 251H123V253L126 256L135 258L136 261H138V262H135V261L134 262H126L127 264H215L216 262H217V264L218 263L219 264H222V263L223 264H247V262H249L250 260H252V257L250 256L251 253L254 254V256H255L258 253V251H260L261 249L262 250L260 251L259 255L263 252L264 249H263L262 246L264 245V231H261L260 230V224H261L262 221H264V112L260 116L259 121L257 122L258 125L256 124L257 128L259 126V129L258 130H255V132L253 130H249V131H251L250 134L249 135H245L244 134V129L246 127L244 128ZM111 124H113V122ZM96 125H98V124H96ZM106 125L108 126L109 124H106ZM116 125H118V124H116ZM100 126H98V128H95V127L94 128L96 130L97 129L99 130V127ZM113 126L115 127V125H113ZM112 127H110V128H112ZM152 127L153 128H151V129L148 128V129L151 130V133L152 132H155V131H157V132L160 131V130H158L159 128L157 127L156 124H153ZM100 128H102V127H100ZM161 128L164 129L165 131L168 130L167 129L168 128L167 126H163ZM241 128H242V130H241ZM0 129H1V127H0ZM68 129H69V126H68ZM73 129H75V128H73ZM84 129L85 128H83V130ZM217 129H219V127ZM39 130L42 131L43 129H39ZM64 130H66V128ZM110 130H108V132ZM137 130H138V128H137ZM169 130H171V129H169ZM69 131H71V130L69 129ZM67 132H68V130H67ZM72 132H73V130H72ZM133 132L137 135V137L142 138V136H143L142 134L140 135V134H138L135 131H133ZM133 132H132V134H133ZM246 132L248 133V131H246ZM54 133H55V135L53 137H47L48 139L46 140L47 141L46 143H43V142H40V143L42 145L46 146V148H49L47 146L48 141H49V143H50V139H51L52 143L54 141H56V127L54 128ZM114 133L115 132H113V134ZM148 133H149V131H148ZM36 134H37V132H36ZM127 134H130L128 136L129 137L131 136V138H132L131 133H128L127 132ZM0 135H1V133H0ZM96 135H97V131H96ZM115 135H116V133L113 136H115ZM144 135H145V133H144ZM161 135L162 134H158L157 137L154 136V137L157 138V140L152 138L153 135H149V136L146 135L148 137L144 140L145 143H144L143 147H146L147 148L148 147V144H153V147L158 148L159 151H157V152H159V154L163 157L166 154V152L169 151V149H170L169 146L170 145H165L166 138H164L163 135L162 136ZM24 136H25V138H24ZM117 136H118V134H117ZM107 137L110 138L109 142L111 143L112 134L108 135ZM72 138L70 140H73ZM1 139H3V138L1 137ZM37 139H38V137H37ZM132 140H133V138H132ZM112 141H113V143L110 144L111 145L110 147L115 148L117 146L115 142H117L118 139L115 140V142H114L113 139H112ZM142 143L143 142H141V144ZM41 144H38V145H41ZM117 144H119V142ZM98 146H99V143H98ZM140 147H142V146H140ZM117 148H118L117 151H119V147H117ZM136 148L138 150L140 149L138 147H136ZM193 149H194V147H193ZM113 150L114 149H112V151ZM8 151H10V148L8 147V143L7 142L4 143V142L0 141V157H6L3 154L5 152L8 153ZM40 152H42V151H40ZM102 152H104V151H102ZM145 152H147V151L145 150ZM109 153H110V151H109ZM144 154H146V153H144ZM22 155L24 156V154H22ZM99 156H101V155H99ZM112 156H114V155H112ZM112 156H110V157H112ZM110 157H109V159H110V161L112 163V159L113 158L111 159ZM118 157L121 158V156H118ZM103 158H104V156H103ZM120 158H118L116 160H119ZM147 158H148V156H147ZM24 159H25V157H24ZM96 159H95V161H96ZM98 159H99V157H98ZM149 159H151V158L149 157ZM113 160H115V159H113ZM27 161H29V160H27ZM39 161H40V163H43L44 162L43 160H39ZM107 161H108V159H107ZM120 161H122V160H119V162ZM5 162H8V160H6V158H5ZM33 162H31V163H33ZM36 162H38V161H35L34 163H36ZM176 163H177V161H176ZM196 163H197V161L195 162V164ZM103 164H101V165H103ZM112 164H113V166H112L113 168H114V166L115 167H117V166L120 167L119 164L117 165V162L116 163L113 162ZM156 164L158 166L157 172L158 173H162L163 171L159 167V164L158 163H155V165ZM29 165H31V164H29ZM172 165L176 166L173 163H172ZM188 165H190V168L188 167ZM31 166H33V165H31ZM40 166H42V165H40ZM52 166H54V165H52ZM106 166H103V167L106 169ZM2 168H3L2 165H0V174H2V172H1V169ZM46 169L47 168L43 167L42 168L43 172ZM105 169H103V170L105 171ZM115 169H118V168H115ZM36 170H39L40 171L41 169H34L32 171V168H31V171L33 172V175H31L30 178L33 179V180H32V182L30 184L28 204L25 205V207L23 208V210L21 212V217H22L21 219H24L25 221H27L28 220V216H29L30 220L27 221V223H28V226H27L28 229L31 232L34 231V230H37L38 232L41 231V233L43 234L45 232V230L47 229V227H49V225H51L50 224V220L54 218V216H53V209H51V207L48 206V205H50L49 202H48V204H46L47 206L45 208V207H43L44 206L43 205V201L41 200V198H43V200H44V197L46 199V197L48 195V189L50 188V186L52 184V179L51 178H48L47 181H45L46 179L44 177H41V172L37 173V175L35 174ZM98 170H100V169H98ZM44 173L46 174V172H44ZM102 174H103V172H102ZM109 174H111V173H109ZM12 176H14V175H12ZM117 177L118 176L116 175V179H115V176H114V179H115V181L118 182L119 179ZM158 177H160V176H158ZM20 180H21V184H22V188H21L22 191L20 189L19 194H17L18 195L17 197H19V199H21V197H22V195L20 194L21 192L24 193V196L26 195V193L23 192V191L25 190L24 188H25V185L27 183L26 182V178L24 176H22L20 178ZM107 181H108V179H107ZM101 183H103V182L101 181ZM101 183H100V185H101ZM107 183H109V181ZM111 184H113V183H110V185ZM116 184H113V185H116ZM64 186H65V184H64ZM111 187L113 188L112 185H111ZM144 188H145V186L143 188H141L142 191H143ZM88 189H89V187H88ZM109 189H110V187H109ZM6 190L7 189L1 190L0 193L1 192H5ZM99 190H102V189H99ZM104 190H106V189H104ZM11 191L12 190H10V192ZM110 191H107V192H110ZM100 193H101V191H100ZM33 197H35V200H33ZM70 197H72V196H70ZM150 198H149V201H150ZM63 199L65 200V197ZM136 199H138V198H136ZM16 201H17V199H16ZM47 201H50V200L47 199ZM138 201H139V199H138ZM144 201H145V199L143 200L142 205H143ZM20 202H21V200H20ZM134 202H136V200ZM25 203H27V202H25ZM41 203H42V205H41ZM20 204H22V203H20ZM19 206H21V205H18V207ZM16 209H17V207H16ZM125 209H126V207H125ZM134 210H135V208H134ZM161 215L163 217H159ZM154 217H156V220L154 219ZM18 218L19 217H17V219ZM124 218H126V217H124ZM128 219H130V217ZM153 219L155 220V222L152 223ZM118 223H119V221H118ZM19 224H23V222L22 223L20 222ZM23 225H25V224H23ZM120 226H121V224H120ZM78 227H79V225H78ZM121 227H123V226H121ZM53 230H55V229H53ZM120 230L121 229H118V230H116V232H118ZM153 230H155V233H152ZM148 231H151V233H152L150 237H149V235H147ZM116 232L115 233L110 232V234L111 235H116ZM32 234H34V232ZM42 234H38V235H35V236H31V238H30L31 242H34L35 243V242L40 241L44 237V234L43 235ZM140 235H143V236H146L147 235V239L145 240L144 244L142 243V246H138V248L139 247H142L143 249L137 250L133 246H134V243L139 239V237H141ZM24 236H26V235H24ZM46 236L48 237V233L46 234ZM116 236H119L120 237V235H116ZM143 236H142V238H144ZM26 240H27V238H26ZM52 240L58 241V238L52 237L50 240H47V241H52ZM79 240H81V239H79ZM99 240L101 241V239H99ZM43 241H45V239H42V242ZM105 241H106V239H105ZM110 241H112V240H110ZM139 241H141V240H139ZM246 241H247L248 244L246 243ZM119 242H118V244H119ZM243 242H244V244H243ZM74 243H76V242H74ZM105 243H107V241ZM122 243H121V246H122ZM114 244L116 245V242ZM114 244H112V245L111 244H106V245H111L113 248L117 249L118 246H113ZM237 244H240L243 247L237 246ZM245 244H247V246ZM29 245H31V244H29ZM32 245H33V243H32ZM36 245H38V244H36ZM43 247H44V245H43ZM49 247H51V244H49V246L47 247V249H45L46 250L45 254L47 253V250H50ZM237 247H238L237 250L239 252L241 251V255L240 254H237L235 252ZM28 248H29V246H28ZM56 248H57V246L52 245V250H54ZM227 248H228V251H227ZM83 250L81 252H83ZM226 251H227V253H229V251H233V252L236 253L235 256H234V253H232L233 257H236L235 259L233 258L235 261H232L229 258H227L228 255L226 254ZM80 254H82V253H80ZM35 255H36V253H34V256ZM85 255H86V259H87V254H85ZM96 255H98V253H96ZM113 255H114V253H113ZM115 255H116V253H115ZM134 255H135V257H134ZM41 256L43 257V255H41ZM48 256H50V253L48 254ZM46 258H48V257L46 256ZM5 260H7V258H5ZM255 262H254V264H257L258 263V262L257 263H255ZM84 263H85V261H84ZM15 264H20V263L17 262Z\"/></svg>",
    "mask_w": 264,
    "mask_h": 264
}]
</instances>
